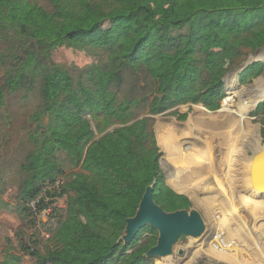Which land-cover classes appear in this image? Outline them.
<instances>
[{
    "label": "trees",
    "instance_id": "1",
    "mask_svg": "<svg viewBox=\"0 0 264 264\" xmlns=\"http://www.w3.org/2000/svg\"><path fill=\"white\" fill-rule=\"evenodd\" d=\"M45 1L0 0V104L6 94L37 99L32 148L10 182L28 229L51 206L47 244L20 246L36 264H149L155 229L119 241L146 186L165 211L191 206L165 183L151 116L185 103L218 108L224 76L264 44V0ZM61 47L90 63H56ZM157 133L168 151L176 136L161 123Z\"/></svg>",
    "mask_w": 264,
    "mask_h": 264
},
{
    "label": "rangeland",
    "instance_id": "2",
    "mask_svg": "<svg viewBox=\"0 0 264 264\" xmlns=\"http://www.w3.org/2000/svg\"><path fill=\"white\" fill-rule=\"evenodd\" d=\"M37 1L40 4L46 2ZM52 59L64 65L85 66L90 63V59L80 52L64 47L54 50ZM2 79L3 68L0 67V85ZM241 82H247V78H241ZM3 103L0 104V178H4V181L0 179V264H36L35 257L24 253L19 241L25 238L23 240L29 241L27 246L30 248L39 245L42 248L49 236L47 224L42 225L47 220V214L41 212L36 217L37 231L28 229L24 225L27 215L16 206L17 186L10 179L16 175L19 164L32 148L26 131L29 128L28 116L36 107L37 99L24 100L20 94H6ZM219 103H222V99ZM198 105L206 108L201 103H185L151 116V129L161 152L159 163L165 183L181 192L194 189L192 205L187 209L200 211L208 232L202 237L187 238L175 245L172 255L154 257L149 264H264V195L251 188L248 175L246 182L242 177L244 171L248 173L244 164L250 160L248 151L252 148V137L243 138L241 132L240 158L237 160V156L229 155V160H223L215 145L216 131L208 130L195 118L196 111H199L195 107ZM184 113L186 117L180 118L179 114ZM190 120L193 122L189 123ZM159 123L176 136L169 141L168 151L158 140ZM183 146L187 147L186 153ZM77 169L64 166L65 172ZM65 200V196L59 197L54 205L63 209ZM215 232H221L226 239L238 243L235 252L217 253L213 257L210 253L214 251L209 245H212L210 238ZM179 249L183 251L182 255L178 254Z\"/></svg>",
    "mask_w": 264,
    "mask_h": 264
},
{
    "label": "crops",
    "instance_id": "3",
    "mask_svg": "<svg viewBox=\"0 0 264 264\" xmlns=\"http://www.w3.org/2000/svg\"><path fill=\"white\" fill-rule=\"evenodd\" d=\"M245 77L247 82H241V78ZM223 82L224 97L222 99L224 101L219 103L215 110L203 108L202 111H196L195 118L201 125L204 124L208 130L216 131L215 145L223 155V160H229V155L237 156V160L240 158V153H242L240 145L243 141L241 140V132L243 138L245 136L252 137V148L248 151L251 155L249 159H251L252 155L264 144L260 135L261 124L259 120L261 114L264 113V44L257 50L250 52L241 64L229 70L224 76ZM259 107L258 113H255ZM239 112L240 114H237ZM183 149V152L186 153L187 147L183 146ZM184 157L188 158L186 155ZM244 167H246L245 164ZM243 179L245 181V177ZM172 189L178 194L186 195L190 202H193L194 189L184 190V192L175 188ZM196 208L199 207L196 206Z\"/></svg>",
    "mask_w": 264,
    "mask_h": 264
},
{
    "label": "water",
    "instance_id": "4",
    "mask_svg": "<svg viewBox=\"0 0 264 264\" xmlns=\"http://www.w3.org/2000/svg\"><path fill=\"white\" fill-rule=\"evenodd\" d=\"M249 183L253 190L264 195V144L251 157ZM152 193L153 185L146 186L134 215L125 220L119 241L129 243L139 229L149 226L157 232L156 243L143 256L154 258L172 255L175 245L187 238L202 237L206 231V222L200 211L195 208L165 211L155 203ZM182 253L179 249L178 254Z\"/></svg>",
    "mask_w": 264,
    "mask_h": 264
},
{
    "label": "built area",
    "instance_id": "5",
    "mask_svg": "<svg viewBox=\"0 0 264 264\" xmlns=\"http://www.w3.org/2000/svg\"><path fill=\"white\" fill-rule=\"evenodd\" d=\"M59 180L57 182H55L54 185L52 186H49L47 189H50L51 187H57L58 184H59ZM45 196V191L42 192L36 199L32 200L30 203H29V206L34 209L35 206H36V203L37 201L41 198ZM50 207L51 206H48L47 208L43 209L41 212L42 214H48L49 211H50ZM207 228H206V231L205 233L202 235V236H205L207 234ZM209 237V236H208ZM210 242H212V245L216 250H224L225 247H230V245L232 246L233 245V242L234 240H229V239H226L225 236L221 233V232H215V234L210 238ZM228 245V246H226Z\"/></svg>",
    "mask_w": 264,
    "mask_h": 264
},
{
    "label": "bare ground",
    "instance_id": "6",
    "mask_svg": "<svg viewBox=\"0 0 264 264\" xmlns=\"http://www.w3.org/2000/svg\"><path fill=\"white\" fill-rule=\"evenodd\" d=\"M236 86V85H235ZM239 88V87H238ZM239 91V90H238ZM236 95V94H235ZM246 101V100H245ZM251 102V101H250ZM246 103H248V102H246ZM240 105V104H239ZM241 105H242V103H241ZM240 107H243V106H240ZM242 110V109H241ZM240 112H242V111H240ZM240 112L239 113H237V114H240ZM242 115V114H241ZM242 117H244L243 115H242ZM191 121V120H190ZM191 122H193V120L191 121ZM203 123V122H202ZM205 124H206V122H205ZM214 128H216V127H214ZM204 153V152H203ZM200 156V155H199ZM198 160V159H197ZM248 161V162H247ZM250 161H251V159L250 160H246V162H245V165H246V168H248V173H242V177H245V182H246V180H247V175H248V177H249V168H250ZM263 209H264V207H262ZM262 208H260L261 210H262ZM264 211V210H263ZM229 240H231V239H229ZM226 246H228V245H226ZM237 246H238V243H236L235 241L233 242V245L231 246L230 245V247H225V249L224 250H216L213 246H211V245H209V248L211 249V250H213L214 252H212V253H210L213 257H215V255L217 254V253H222V254H230V253H233V252H235V250H236V248H237ZM208 248V251H211L210 249ZM205 251V250H204ZM244 254V253H243ZM217 256V255H216ZM217 258V257H216ZM239 258H242V257H239ZM238 258V259H239Z\"/></svg>",
    "mask_w": 264,
    "mask_h": 264
}]
</instances>
